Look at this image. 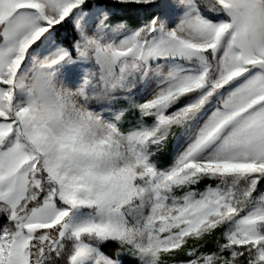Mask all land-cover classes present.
<instances>
[{"label":"snow or ice","instance_id":"snow-or-ice-1","mask_svg":"<svg viewBox=\"0 0 264 264\" xmlns=\"http://www.w3.org/2000/svg\"><path fill=\"white\" fill-rule=\"evenodd\" d=\"M0 264H264V0H0Z\"/></svg>","mask_w":264,"mask_h":264},{"label":"trees","instance_id":"trees-1","mask_svg":"<svg viewBox=\"0 0 264 264\" xmlns=\"http://www.w3.org/2000/svg\"><path fill=\"white\" fill-rule=\"evenodd\" d=\"M129 119L131 120V119H133V118L130 117ZM167 160H168L167 156L164 155V156L161 157L160 163H161V164H166Z\"/></svg>","mask_w":264,"mask_h":264}]
</instances>
